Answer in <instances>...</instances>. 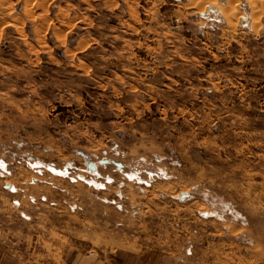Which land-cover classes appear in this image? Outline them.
<instances>
[{"label": "rangeland", "instance_id": "rangeland-1", "mask_svg": "<svg viewBox=\"0 0 264 264\" xmlns=\"http://www.w3.org/2000/svg\"><path fill=\"white\" fill-rule=\"evenodd\" d=\"M0 264H264V0H0Z\"/></svg>", "mask_w": 264, "mask_h": 264}, {"label": "bare ground", "instance_id": "bare-ground-1", "mask_svg": "<svg viewBox=\"0 0 264 264\" xmlns=\"http://www.w3.org/2000/svg\"><path fill=\"white\" fill-rule=\"evenodd\" d=\"M197 2H198V1H197ZM89 165H90V167H92L91 164H89Z\"/></svg>", "mask_w": 264, "mask_h": 264}, {"label": "water", "instance_id": "water-1", "mask_svg": "<svg viewBox=\"0 0 264 264\" xmlns=\"http://www.w3.org/2000/svg\"><path fill=\"white\" fill-rule=\"evenodd\" d=\"M119 166V165H118Z\"/></svg>", "mask_w": 264, "mask_h": 264}]
</instances>
